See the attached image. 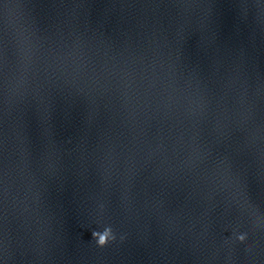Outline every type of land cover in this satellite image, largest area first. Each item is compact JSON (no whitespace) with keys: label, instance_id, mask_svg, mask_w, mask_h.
<instances>
[{"label":"water","instance_id":"obj_1","mask_svg":"<svg viewBox=\"0 0 264 264\" xmlns=\"http://www.w3.org/2000/svg\"><path fill=\"white\" fill-rule=\"evenodd\" d=\"M0 264H264V0H0Z\"/></svg>","mask_w":264,"mask_h":264}]
</instances>
